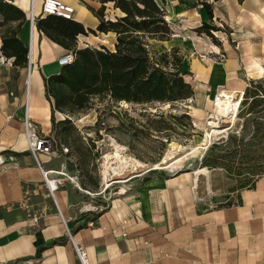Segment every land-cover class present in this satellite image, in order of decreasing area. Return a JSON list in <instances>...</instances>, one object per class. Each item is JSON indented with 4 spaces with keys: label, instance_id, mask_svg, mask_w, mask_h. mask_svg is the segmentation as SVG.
Returning <instances> with one entry per match:
<instances>
[{
    "label": "crops",
    "instance_id": "obj_1",
    "mask_svg": "<svg viewBox=\"0 0 264 264\" xmlns=\"http://www.w3.org/2000/svg\"><path fill=\"white\" fill-rule=\"evenodd\" d=\"M5 1L25 13L17 36L31 53L20 67L0 51V264H81L76 246L88 264H264V174L226 205L199 196L200 173L193 170L155 174L109 198L95 192L96 201L79 176L78 185L70 178L75 173L56 147L44 88V77L59 71L56 59L67 49L30 21L43 0ZM61 1L74 7L73 20L86 30L77 35V48H113L115 33L96 31L99 19L89 9L97 10L99 1ZM202 2L210 5L211 19ZM160 4L170 25L183 31L159 43L180 51V71L193 87L198 112L220 88L242 94L264 78V0ZM203 22L218 28L211 30L215 41L198 30ZM53 116L63 119L58 111ZM26 119L39 135L54 139L52 153L36 158L29 151Z\"/></svg>",
    "mask_w": 264,
    "mask_h": 264
},
{
    "label": "rangeland",
    "instance_id": "obj_2",
    "mask_svg": "<svg viewBox=\"0 0 264 264\" xmlns=\"http://www.w3.org/2000/svg\"><path fill=\"white\" fill-rule=\"evenodd\" d=\"M157 1L160 3V0ZM106 6V15L112 17L114 10L111 4ZM7 27L8 23L1 26L0 32ZM172 28V35L183 31L177 25H172ZM173 38L179 39L180 36ZM152 44L158 48V53L162 52L163 46L159 42L152 41ZM167 51L170 61L174 53L180 54L178 49ZM242 89L244 93L241 94L233 125L222 118L220 125L231 127L217 135L207 149L197 148L194 155L183 156L199 142L208 128L206 122L215 105L216 92L199 112L200 107H193L191 97L166 104L156 101L114 102L108 97H95L91 107L80 113V118H71L73 125H67L66 135L61 133V128L57 129L62 135L61 140H57L62 146L59 144L57 148L59 152H64V147L68 149L63 153L66 155L67 170L77 173L79 180L93 194L103 192L102 195L109 198L117 192H124L130 184L138 185L149 176L202 167L210 171L211 192L207 189L206 176L200 174L199 196L212 197L213 205L230 204L236 200L240 189L264 174V78L253 80ZM110 138L123 146L126 154L136 162L123 174L113 176L109 185L102 188V156L113 151ZM165 157L167 163H161ZM153 164L165 167L151 169ZM90 197L96 201L99 196Z\"/></svg>",
    "mask_w": 264,
    "mask_h": 264
},
{
    "label": "trees",
    "instance_id": "obj_3",
    "mask_svg": "<svg viewBox=\"0 0 264 264\" xmlns=\"http://www.w3.org/2000/svg\"><path fill=\"white\" fill-rule=\"evenodd\" d=\"M97 1L100 7L95 10L89 6V9L99 19L96 31L115 33L112 49L103 45L77 48V35L86 33V30L73 19L47 15L35 20L38 30L64 49L74 52L71 63L61 66L57 73L44 77L45 96L51 104V121L57 140L62 138L57 129L61 128V133L66 135L67 125H73L71 118H80V113L91 107L95 97H108L114 102L156 101L166 104L190 98L194 94L192 85L180 71L182 56L174 53L170 61L165 47L161 46L162 52L158 53V48L152 44V41L167 40L173 34L163 5L157 0ZM108 3L114 14L106 18ZM202 4L211 19L210 5L206 2ZM0 15V27L8 23V27L0 32V51L5 57L13 58V65L25 66L28 48L17 36L25 21V13L14 4L0 0ZM216 29L214 25L203 22L198 30L204 31L215 41L211 30ZM170 49L177 50L176 47ZM55 111L60 112L63 119L55 122ZM174 118L179 121L177 117ZM57 140L56 147L61 144Z\"/></svg>",
    "mask_w": 264,
    "mask_h": 264
},
{
    "label": "bare ground",
    "instance_id": "obj_4",
    "mask_svg": "<svg viewBox=\"0 0 264 264\" xmlns=\"http://www.w3.org/2000/svg\"><path fill=\"white\" fill-rule=\"evenodd\" d=\"M240 98H241V94H237L233 91L220 88V90L214 95L215 105L213 106L211 112L209 113L208 120L206 122L208 128L204 131V134L200 138L199 142L196 145L190 147L187 150V153H185L183 156H187L188 154L191 153H193L194 155V151L197 148L207 149V147L210 145V143H212V141L217 137V135H220L221 133H225V131L229 129L231 126L222 127L220 125L222 118H225L226 122L229 125H233L237 117V107ZM109 144L113 148V151L104 153L102 156L103 161L101 163L102 167L100 170L101 180L103 181L102 188H105L109 185V182L113 176H119L123 174L124 171L130 165L136 162L134 158L126 154L124 147L121 146L119 143H117L115 140L110 138ZM166 161L167 160L165 157L162 159L161 163H165ZM164 167L165 166H160L159 164H153L151 166V169H158ZM193 173L194 174L200 173L206 176L207 189H208L209 171L206 168L199 167V168H195L193 170Z\"/></svg>",
    "mask_w": 264,
    "mask_h": 264
},
{
    "label": "built area",
    "instance_id": "obj_5",
    "mask_svg": "<svg viewBox=\"0 0 264 264\" xmlns=\"http://www.w3.org/2000/svg\"><path fill=\"white\" fill-rule=\"evenodd\" d=\"M74 7L70 4H67L61 0H43L41 4V12L39 14V18H43L47 15H55L65 19H73ZM36 18L33 14H30V21L34 24ZM31 53V45L28 49L27 58L30 60L29 55ZM222 57L223 54H220ZM74 59V52L72 50L64 51L60 56L57 57L56 62L59 66H63L65 64H69ZM25 128L26 135L28 141V149L29 151L37 158V155L40 153L50 154L53 151L54 139L47 138L46 136H41L38 134L34 124H32L27 119L25 120ZM64 152H67L68 149L66 147L63 148ZM4 162L2 156H0V164ZM43 176L45 180L46 171H43ZM77 185H78V174L75 173L70 177ZM54 182L56 180H53ZM52 181H49L51 183ZM53 187V185L51 186ZM96 207V206H92ZM76 251L81 261V264H88V260L86 257V252L81 247L76 246Z\"/></svg>",
    "mask_w": 264,
    "mask_h": 264
}]
</instances>
